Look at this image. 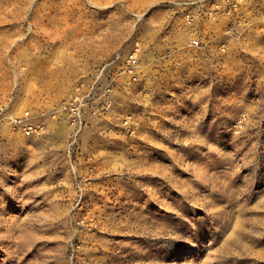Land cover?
I'll return each instance as SVG.
<instances>
[{"label": "rangeland", "instance_id": "obj_1", "mask_svg": "<svg viewBox=\"0 0 264 264\" xmlns=\"http://www.w3.org/2000/svg\"><path fill=\"white\" fill-rule=\"evenodd\" d=\"M187 1L0 0V264H264V0H204L198 47ZM135 46L73 134L72 87Z\"/></svg>", "mask_w": 264, "mask_h": 264}, {"label": "built area", "instance_id": "obj_2", "mask_svg": "<svg viewBox=\"0 0 264 264\" xmlns=\"http://www.w3.org/2000/svg\"><path fill=\"white\" fill-rule=\"evenodd\" d=\"M208 1L212 4L209 15L212 13L222 14L233 18L238 16L243 6L251 0ZM204 2V0H188L181 4L182 25L188 31V41L193 47L200 45V39L197 35L198 12ZM139 73V48L135 46L118 56L117 60H110L104 64L91 82L75 84L61 106L63 118L72 133L77 135L93 117L107 113L111 91L116 87H125L130 82H136L139 79ZM9 125L12 130L23 132L26 135L41 130V127L35 124L27 110L11 116Z\"/></svg>", "mask_w": 264, "mask_h": 264}]
</instances>
